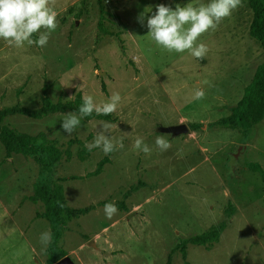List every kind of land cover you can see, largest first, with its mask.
<instances>
[{
	"label": "rangeland",
	"instance_id": "rangeland-1",
	"mask_svg": "<svg viewBox=\"0 0 264 264\" xmlns=\"http://www.w3.org/2000/svg\"><path fill=\"white\" fill-rule=\"evenodd\" d=\"M102 1L109 35L98 28L97 0H56L58 26L46 46L17 48L0 39V109L36 110L77 93L99 104L118 92L115 121L105 122L117 125L111 136L124 143L107 155L85 147L102 120L81 119L66 135L60 125L68 112L40 120L7 115L2 124L15 134H42L54 142L61 158L47 181L63 187L67 207L89 211L51 226L33 190L46 175L32 158L7 156L0 144V264H52V255L74 264H264V183L246 168L258 163L264 169V119L247 132L212 125L229 116L264 61L260 44L248 34L252 13L246 2L198 38L208 52L197 59L157 45L146 22L157 4L174 10L209 0ZM198 88L205 97L193 100ZM178 124L188 134L162 132ZM159 135L169 140L167 151L156 147ZM137 137L150 154L133 149ZM106 156L102 173L89 177ZM109 202L119 210L111 219L103 211ZM220 225L217 242L189 243ZM49 229L52 243L42 252L39 236Z\"/></svg>",
	"mask_w": 264,
	"mask_h": 264
},
{
	"label": "clouds",
	"instance_id": "clouds-1",
	"mask_svg": "<svg viewBox=\"0 0 264 264\" xmlns=\"http://www.w3.org/2000/svg\"><path fill=\"white\" fill-rule=\"evenodd\" d=\"M55 3L56 0H0V39L17 48H22L25 44L46 46L51 33L58 26ZM242 6V0H209L208 3H201L198 6L176 5L174 10L163 3L157 4L155 13L147 18V34L151 40L168 52L188 51L193 57L203 59L208 48L204 43H197L198 38L209 30H215L222 20L230 17L234 10ZM138 22L143 25L144 17L141 16ZM33 36L38 38L33 39ZM204 83L209 84L208 81ZM204 97V89L198 88L194 91L192 99L202 100ZM82 100L78 114L68 112L61 119L60 127L66 135H71L80 126L83 117L93 113L97 115L114 113L121 96L118 92H114L106 102L99 104L91 95H84ZM99 125L101 128L96 132L94 140L85 145L89 151L99 148L107 155L124 148L123 137L116 139L111 136L113 128L117 125L105 121H101ZM155 145L161 152L171 147L165 135L157 136ZM133 149L145 154H150L152 151L142 137L134 140ZM103 211L106 218L111 219L119 210L114 202H109L104 205ZM52 238L50 229L40 234L42 252L47 251Z\"/></svg>",
	"mask_w": 264,
	"mask_h": 264
},
{
	"label": "trees",
	"instance_id": "trees-1",
	"mask_svg": "<svg viewBox=\"0 0 264 264\" xmlns=\"http://www.w3.org/2000/svg\"><path fill=\"white\" fill-rule=\"evenodd\" d=\"M249 7L252 18L248 27L249 37L256 40L264 53V0H244ZM99 6L100 21L98 28L104 35H109V32L103 28L102 21L106 15L103 1L97 0ZM121 43V41L118 40ZM45 94V90H42ZM101 91L106 93L105 86L102 84ZM83 103L82 96L77 93L71 101H58L55 104L50 102L43 103L40 108L30 110L27 108L12 107L8 109H0V144L4 148L6 155L11 154L22 155L32 158L39 166L41 173L46 176H40L39 180L33 185L34 198L42 202L44 207V217L51 226L60 224L62 217L78 218L88 213V208L73 210L67 207L64 201V190L61 185L51 187L47 181L52 172L54 164L61 158V152L56 148L54 142L47 141L40 134L36 137L28 135H17L8 127L2 124L3 119L7 115L19 114L24 115L34 120H40L48 115L64 114L73 112L78 114V108ZM84 121L102 120L115 121L110 115H97L93 113L90 116L83 117ZM264 119V61L261 62L255 69L250 83L244 87L241 99L231 107L229 116L218 119L212 125L226 129H239L242 132H247L251 127ZM193 128H198L197 124L192 125ZM80 161L85 160L84 156H78ZM109 163L108 156L100 160L93 172L88 174L89 177H96L103 171L105 164ZM248 171L259 175L264 183V169L258 163H248L246 165ZM62 205V207H61ZM223 230V226L213 227L209 231L204 232L189 239V243L195 246H205L218 241L219 235ZM186 252L182 249V257L185 261ZM59 260L57 255L51 256V263ZM185 264H188L185 262Z\"/></svg>",
	"mask_w": 264,
	"mask_h": 264
},
{
	"label": "water",
	"instance_id": "water-1",
	"mask_svg": "<svg viewBox=\"0 0 264 264\" xmlns=\"http://www.w3.org/2000/svg\"><path fill=\"white\" fill-rule=\"evenodd\" d=\"M162 132L168 133L173 137H177L180 135L188 134V128L185 124H178L171 127L162 128ZM53 264H74V262L69 257L66 256L63 257L62 259H59Z\"/></svg>",
	"mask_w": 264,
	"mask_h": 264
},
{
	"label": "crops",
	"instance_id": "crops-1",
	"mask_svg": "<svg viewBox=\"0 0 264 264\" xmlns=\"http://www.w3.org/2000/svg\"><path fill=\"white\" fill-rule=\"evenodd\" d=\"M251 81V78H250V80L248 81V83L245 85V87L249 84V82ZM244 89V88H243ZM241 99V98H240Z\"/></svg>",
	"mask_w": 264,
	"mask_h": 264
}]
</instances>
